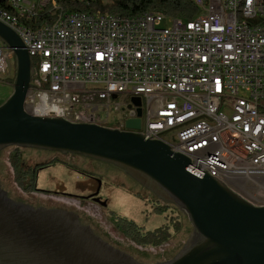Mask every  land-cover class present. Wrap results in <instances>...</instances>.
Wrapping results in <instances>:
<instances>
[{
	"label": "built area",
	"instance_id": "1",
	"mask_svg": "<svg viewBox=\"0 0 264 264\" xmlns=\"http://www.w3.org/2000/svg\"><path fill=\"white\" fill-rule=\"evenodd\" d=\"M193 1L198 17L190 26L165 27L160 16L127 27L65 18L41 37L21 36L0 11L35 61L25 110L99 126L118 116L119 130L138 120L134 132L264 207V25L236 28L234 0ZM9 2L29 18L45 9L38 0ZM245 10L264 17V0H245ZM12 58L0 40V78ZM120 96L128 105L112 104ZM236 188L253 192L245 197Z\"/></svg>",
	"mask_w": 264,
	"mask_h": 264
},
{
	"label": "water",
	"instance_id": "2",
	"mask_svg": "<svg viewBox=\"0 0 264 264\" xmlns=\"http://www.w3.org/2000/svg\"><path fill=\"white\" fill-rule=\"evenodd\" d=\"M0 40L15 63L12 93L0 105V151L31 149L107 164L178 208L192 234L171 260L155 264H264V207L252 205L165 143L134 132L138 120L119 130L28 114L32 58L1 22ZM132 103L140 105L139 99ZM0 264L142 263L83 230L74 214L16 203L0 187Z\"/></svg>",
	"mask_w": 264,
	"mask_h": 264
},
{
	"label": "rangeland",
	"instance_id": "3",
	"mask_svg": "<svg viewBox=\"0 0 264 264\" xmlns=\"http://www.w3.org/2000/svg\"><path fill=\"white\" fill-rule=\"evenodd\" d=\"M100 1L105 5L111 4L114 0ZM61 3L63 2L55 5L50 4V7L49 4H46L43 13L51 11L52 5L53 9H55L53 11L58 13ZM56 6H59V8H55ZM154 13L150 14L154 15ZM95 14L102 13L98 12ZM163 26L169 27L170 24L164 22ZM14 75L15 63L13 57L10 60L9 69L0 78V105L12 93ZM129 101V98L126 97L122 100V96H120L118 99L112 100V104L121 103L128 105ZM94 103L101 104L100 102ZM111 114H114L113 106L111 107ZM119 125L118 116L112 117L108 122H103V127L109 129H117ZM14 149V147H11L0 151V186L9 193V196L13 199L27 201L35 206L73 211L83 221L89 222L93 227L98 228L103 239L143 264H154L171 260L192 234V225L186 215L178 208L170 204L169 210L165 214H158L155 212L152 203V201L155 202L156 200L139 186L129 182L123 174L118 173L116 169L110 170L103 166H97L89 159L78 156L19 149L24 168L50 166L40 170L36 175L35 186L42 193L25 194L23 189L19 188L13 181L14 172L8 159ZM108 166L111 167L110 165ZM84 173L92 174L102 179L100 196L107 203L105 209L90 204L83 198L76 197L85 196L87 199L90 192L94 191L95 183L85 177L87 175L84 176ZM24 183L27 185L29 182L25 181ZM236 190L245 197H248L253 192L251 188H246L245 190L236 188ZM156 203L160 204L161 202L156 201ZM118 218H126L129 221H133L143 234L144 232L154 231V229L164 225L168 226L170 238L157 246L138 245L125 238L121 230L112 227ZM118 230L119 232H117Z\"/></svg>",
	"mask_w": 264,
	"mask_h": 264
},
{
	"label": "trees",
	"instance_id": "4",
	"mask_svg": "<svg viewBox=\"0 0 264 264\" xmlns=\"http://www.w3.org/2000/svg\"><path fill=\"white\" fill-rule=\"evenodd\" d=\"M2 1L0 6L11 13V7ZM66 2V3H64ZM4 3V4H3ZM61 9L64 12H74L82 14H110L121 18L139 17L145 14H160L166 18L182 20L185 22L192 21L198 15V9L193 0H114L111 4H102L100 0L88 1H63ZM55 12L46 11L34 17L30 22L22 19V24L30 29L49 25L54 21ZM37 28V29H38ZM35 66V61L33 62ZM9 164L14 172V183L27 192H30L36 183V177L31 174V170L25 169L22 164V155L19 149L15 148L9 155ZM30 176L29 183L25 185L28 176ZM154 210L158 214H165L169 208L159 203H155ZM115 227L122 231L123 236L142 246L153 245L157 246L167 241L170 238L168 226H161L151 232H144L137 228L133 221L126 218H118L115 222Z\"/></svg>",
	"mask_w": 264,
	"mask_h": 264
},
{
	"label": "bare ground",
	"instance_id": "5",
	"mask_svg": "<svg viewBox=\"0 0 264 264\" xmlns=\"http://www.w3.org/2000/svg\"><path fill=\"white\" fill-rule=\"evenodd\" d=\"M4 0H0V4ZM53 1L54 5L56 3H60L63 1H78L82 2V0H51ZM224 2H231V0H224ZM5 3L9 5L13 11L11 13L10 11L2 8L0 6V11H3V18L9 19L11 23H15V26L17 28L21 29V36H33V37H41L46 35V30H54L55 29V22H59L66 19H75L78 21H93L94 23H103V24H113L115 23L119 27H127L129 26H143V20H147V18H153L154 16H160L161 21L167 22V23H176L180 26H190L192 24V21H182L177 19H171L166 18L160 14H146L139 17H133V18H121L117 16H111L108 14H82V13H64V11L59 8V6H56L55 8H59V12H55L54 21L49 25H44L39 27L38 29H30L24 24H22V19H24L27 22H30L34 17H37V15H34L33 17L29 18L27 17V14L23 12V10L18 9L17 4L9 2V0H6ZM4 4V3H3ZM46 4H49V0H38V8H46ZM53 5L51 11H53ZM230 15L233 17V22L236 23V28H245V30H255V26L258 25H264V17H252V15H249V11L245 10V0H234L230 3ZM34 61L32 60V63ZM34 72L35 67L33 65ZM34 74V73H33ZM230 190L233 191L232 185H226Z\"/></svg>",
	"mask_w": 264,
	"mask_h": 264
},
{
	"label": "flooded vegetation",
	"instance_id": "6",
	"mask_svg": "<svg viewBox=\"0 0 264 264\" xmlns=\"http://www.w3.org/2000/svg\"><path fill=\"white\" fill-rule=\"evenodd\" d=\"M90 161H91V160H90ZM91 162L95 163L97 166H103L104 168H108V169H110V170H112V169L115 170L114 168L109 167L107 164H102V163H99V162H96V161H91ZM48 167H50V166H49V165H45V166H41V167L34 166V167L31 168V169H29V168H25V169L31 170L30 173H31V174H34L35 177H36L37 173H38L40 170L46 169V168H48ZM117 171H118V170H117ZM118 173H121V172L118 171ZM31 174H30V175L28 176V178H27V181H28V182H29V180H30V176H31ZM121 174H123V173H121ZM83 175H84V176L87 175V176H85V177H87L89 180H91V181H93V182L95 183L94 191H91V192H90L89 197H88L87 199H86L85 196H76V197L83 198V199L87 200L90 204H94V205H96V206H99V207L102 208V209H105L106 206H107V203H106V201H103V200L101 199V196H100L101 189H102V188H101V183L103 182L102 179H99L98 177H95V176L92 175V174H86V173H84ZM123 176H124L129 182H131V183L137 185L134 181H132V180H131L130 178H128L126 175L123 174ZM137 186H139V185H137ZM0 187H1V186H0ZM139 187H140V186H139ZM140 188H141L144 192L148 193L151 197H153L152 194H151L148 190H146V189H144V188H142V187H140ZM1 189L6 193L7 197L10 198L11 200H13L14 202H16V203H21V204H25V205H27V206L32 207L33 209H44V210H48V211L55 210V211H60V212H64V213H72V214H74V215L77 217V219H78L79 226H80L83 230H85V231L87 230L91 235H93V236L96 237L99 241L105 243V244L108 245L109 247H112V248L115 249V250H119L118 248L114 247L113 244L109 243L108 241H106L105 239H103V237H101V233H100V230H99L98 228L93 227L89 222L83 221V220L81 219V217H80L79 215H77L76 213H74L73 211H66V210H62V209H58V208H45V207H42V206H35V205H32V204L28 203L27 201L24 202V201H22L21 199H19V200H18V199H13L11 196H9V193H8L7 191H5L2 187H1ZM23 191H24L25 194H28V193H39V192H40V191H38V190L36 189V186H35L30 192H27V191H25L24 189H23ZM96 192H98V194H97V195H94ZM40 193H42V192H40ZM90 196H92V197H90ZM153 198H154V200L158 201L157 199H155V197H153ZM156 201H155V202L152 201V203L155 204ZM159 202H160V201H159ZM161 204L167 206L166 208H169V205H167V204H165V203H162V202H161ZM115 222H116V221H115ZM115 222H114V223H115ZM115 226H116V225L113 224L112 227H113L114 229H117ZM115 232H116V230H115ZM117 232H119V230H118ZM119 251H121V252L127 254L126 252H124V251H122V250H119ZM127 255H129V254H127ZM129 256H131V255H129ZM131 257H132V256H131ZM132 258H134V257H132ZM134 259H135V258H134ZM135 260L138 261L137 259H135ZM138 262H139V261H138ZM140 263H141V262H140ZM159 263H160V262H159ZM142 264H143V263H142ZM154 264H155V263H154Z\"/></svg>",
	"mask_w": 264,
	"mask_h": 264
}]
</instances>
